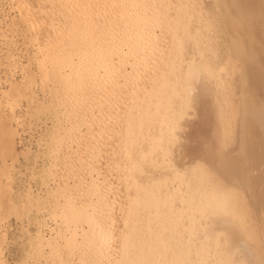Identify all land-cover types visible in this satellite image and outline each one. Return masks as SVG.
<instances>
[{
    "label": "bare ground",
    "instance_id": "1",
    "mask_svg": "<svg viewBox=\"0 0 264 264\" xmlns=\"http://www.w3.org/2000/svg\"><path fill=\"white\" fill-rule=\"evenodd\" d=\"M74 2L72 7L67 5L70 8L64 6L68 34H60V42L51 45L52 55L40 63V75L51 72L49 77L56 91H77L81 80L85 87L93 82L97 92L106 87L112 97L124 83L125 89H131L123 98L117 96L106 107L100 106L103 111H115L111 113L115 117L110 114L117 130L109 157L117 162L110 160V165L121 168L119 177L123 173L126 193L124 209L118 213L122 226L116 232L117 245L112 244L115 251L111 245V250L101 249L100 244L98 249L100 246L91 239L97 249L89 250V256L84 254V260L80 257V264H102L101 257L109 259L107 264H264V0H195L204 21L200 19L192 29L183 28L187 24L180 12L187 11L183 0H139L138 14L145 16L147 7L159 4L154 19L153 11L148 15L149 21L145 17L114 18L115 7L111 9L107 3L110 8L103 10V0L96 1L98 5H92L93 0H81L78 5ZM165 9L166 15H174L162 16ZM91 12L95 13L93 18ZM163 24L167 26L161 28ZM155 28L160 30L157 36ZM116 34H120L117 44L111 43ZM71 37L74 40H68ZM86 42L94 45L89 49L97 51L87 55L90 50H80L74 53L79 62H74L68 48ZM190 42H194L195 49L186 46ZM201 42L206 47L202 48ZM121 45L126 46L127 55ZM99 46L102 51H98ZM201 51H210L202 60L213 67L192 66L199 61L197 53ZM103 59L109 66L107 72V67L99 65ZM187 61V66L181 64ZM229 61L233 66L227 68L224 64ZM46 62H51L50 70ZM81 63L85 69L79 71ZM126 64H131L129 71L123 67ZM65 67L71 69L66 68L69 73L63 74ZM99 67L103 68L102 76ZM237 70L242 71L238 79L231 73ZM251 76L255 81L247 86ZM193 78L199 79L200 89L190 85ZM238 82L241 110L230 124L227 109L236 106L237 101L227 96L228 92L232 96ZM18 83L10 82L9 88L0 92H19ZM180 86L185 94L196 88V93L186 100L196 102L194 112L182 111L170 116V122L159 121L175 111L171 99L179 93ZM247 89L254 93L250 98L244 95ZM1 103L3 160L14 149L15 133L9 124L12 118L4 116ZM246 125H250L251 132L244 128ZM179 126L183 127L182 134L174 133L173 128ZM247 134L256 135V139L246 143ZM96 144L93 152H98L103 142ZM133 144L138 147L135 149ZM74 201H68L67 207H73ZM65 209L63 215L67 213ZM97 222L94 223L101 226ZM92 253L100 257L99 263L97 258L89 259Z\"/></svg>",
    "mask_w": 264,
    "mask_h": 264
},
{
    "label": "rangeland",
    "instance_id": "2",
    "mask_svg": "<svg viewBox=\"0 0 264 264\" xmlns=\"http://www.w3.org/2000/svg\"><path fill=\"white\" fill-rule=\"evenodd\" d=\"M80 1L75 0L74 2L73 0L68 3V0H0V91L7 90L10 82L12 84L20 82L18 83L19 87L23 89L19 88V92L15 90L10 93L15 97L10 96L9 93L4 95L3 92H0V103H3V105L1 103V109H3L5 117L12 118L9 124L15 133L12 140L15 153L11 151V154L7 153L3 160L0 158V264H80L81 260H84L83 257L89 256L91 253L89 250L97 249L98 244L103 245L102 248L98 245V247L100 246L98 249L110 247L111 250L112 244L118 241L116 238L119 234L116 232L119 233L118 229L122 226L118 217H120L121 210L124 209L126 193L122 186L124 184V179L121 178L123 173L119 177L121 168L110 165V160L117 162L114 160L115 158L109 157V148L113 145L114 134L117 130L112 124L114 121L112 122L111 118L113 115L111 113H115V111H107V109L103 111L100 108L106 107L105 104L117 96L123 98L124 93L131 89H125L123 86L127 83H124L123 86L113 91L115 95L112 97L106 92V87L99 88L98 93L93 82L90 81L92 84L88 82L89 84L85 87L81 80L79 92L72 89L69 91L74 93L68 90V93L56 91L49 77L51 72L47 71L40 75L38 69L40 63L46 61L45 56L52 55L50 51L54 44L60 42L59 35L68 34V26L64 22L67 17L63 18L65 7L68 4L72 7L73 2L74 5H78ZM96 1L102 0H93L92 5H98L99 3L96 4ZM183 1L184 6L187 7L186 12L180 11L183 13L182 20L187 22L183 28L192 29L200 19L202 22L204 21L203 15L199 12L197 4H194L195 0ZM103 2V10L110 8L107 3L111 5V9L115 7L114 18L141 19L145 17L147 21H149L148 15L151 16L152 11V19H154V10L159 7V4L150 5L146 10L148 15L145 16L138 14L139 0H103ZM128 6L133 14L129 12ZM134 6H137L136 11ZM167 10L163 11L162 16L166 15ZM94 15L95 13L91 12L90 18H93ZM171 15L174 14L166 16ZM158 17L160 16L158 15ZM112 19L110 18L111 21ZM135 26L139 27V25ZM166 26L163 24L161 28ZM206 26L209 28L211 24ZM154 33L157 36L160 33L159 28H155ZM119 36L120 34H116L115 37H111V43L115 41V44ZM108 37L109 40L110 36ZM71 39L73 38H68V40ZM90 45L94 46L87 42L77 45L76 48L70 46L68 51H72L71 53L74 55L80 50L83 52L86 50V53L87 50H90L87 54L89 55L93 53L92 51H97L95 48H93L94 50L89 49ZM121 46L127 55L126 46ZM186 46L195 49L194 42H190ZM197 46L200 47V42H197ZM201 46L202 48L206 47L202 42ZM101 48L102 46H99L98 51H102ZM142 48L148 49L144 46ZM152 50L156 51V49ZM208 53L210 51L197 53L199 61L192 66L197 64L199 67L206 65L213 67L214 64L202 60ZM72 58H74L73 61L79 62L76 59L77 55ZM105 59L101 60L99 65L107 67L104 68V71L107 72L109 66H105L107 65ZM73 61L70 62L71 65H75L76 61ZM189 62L181 64L187 66ZM45 64L47 65L46 69L50 70L51 62ZM129 65L131 66V64L123 65L124 69L129 71L131 69ZM224 66L227 68L233 66V61L225 63ZM88 67H90L89 64ZM66 68H62L63 74L71 69L70 67L67 68L68 70ZM83 69L85 68L81 63L79 71ZM97 69L100 71L99 74L103 75V68ZM231 73L238 79L242 71L237 70ZM254 81V77H249L247 86ZM190 85L200 89L199 79H191ZM238 87H240L239 82L236 83V89L231 91L232 96H230V92L227 96V99L232 97L237 101L236 106L227 109V119L230 124H233V118L241 110V104L238 103ZM196 88L190 94H185L180 86L179 93L171 99L175 111L168 112V117L159 121L170 122V116L182 111L188 114L193 113L197 106L196 102H187L186 100L196 93ZM252 94L254 93L251 89H247L244 93L247 98H250ZM206 98H210V95H207ZM97 119L105 125L99 122L101 126L99 127ZM244 128L251 132L250 125H246ZM182 131V126L173 128V132L176 134H182ZM245 139L246 143H251L256 139V135L247 134ZM101 141L103 144L98 148V152L96 150L93 152L92 149L97 146L96 142ZM92 144L96 145L92 146ZM133 146L135 149L138 147L135 144ZM79 152L82 154L80 155ZM204 165L208 166L209 164L205 163ZM74 199L79 202L75 200V203ZM68 201H74V203L72 202L73 207L71 206L73 209L67 207ZM244 201L249 203V200ZM77 207L80 210L79 215ZM63 208L67 211L64 213L68 215H63ZM85 217L88 219L85 220ZM89 218L92 219V222L89 221ZM96 221L100 222L101 226L94 223ZM68 222L70 223L68 224ZM97 228H100L99 231ZM88 233L90 234L88 235ZM91 239L95 240L97 245L93 246L96 243ZM87 250L89 252L86 253ZM84 254L85 256H83ZM94 255L90 254L89 259H96L97 257ZM99 258L96 259L98 263ZM101 258L100 263H108L107 257H105L106 259Z\"/></svg>",
    "mask_w": 264,
    "mask_h": 264
}]
</instances>
